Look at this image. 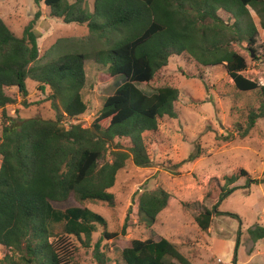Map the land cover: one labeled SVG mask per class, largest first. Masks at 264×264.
<instances>
[{
  "label": "trees",
  "instance_id": "trees-1",
  "mask_svg": "<svg viewBox=\"0 0 264 264\" xmlns=\"http://www.w3.org/2000/svg\"><path fill=\"white\" fill-rule=\"evenodd\" d=\"M35 2L49 8L52 18L86 25L89 34L80 40H60L50 51L64 52L44 61L35 32L42 13L39 11L28 23L22 37L0 17V246L5 248L0 264H73L79 249L73 239L83 241L86 237L83 244L88 248L98 226L107 227L101 214L84 205L101 202L114 207L115 195L110 190L127 162L132 160L140 168L153 167L143 135L157 132L160 119L178 117L175 103L179 89L163 86L147 95L138 87L150 85L172 57L188 56L205 68L223 66L238 92L258 93L260 106L249 109L248 125L239 129L241 138L264 119V85L243 75L247 60L236 50V45L246 44L251 53L255 52L259 33L250 8L257 11L264 30V0H93V10L87 0ZM220 11L231 18V23ZM88 60L108 68L111 76L126 79L106 99L89 127L82 124L88 112L82 95ZM29 80L47 95L55 119L7 115L6 108L16 104L19 97L23 99L21 106H31ZM197 158L192 153L183 163ZM241 179H247V184H264V178L252 180L247 170L240 169L224 177L219 202L237 190L229 186ZM71 196L80 206L54 208L53 203L66 202ZM169 200L170 194L163 189L145 192L139 197L138 208L155 223ZM219 204L204 209L196 218L201 230L207 231L215 216L239 218L220 212ZM51 222L62 224L60 233L50 229ZM121 234H126V226ZM249 234L253 241L264 239V227L257 225ZM119 235L105 231L103 239ZM238 248L239 239L233 264ZM95 256L98 264H193L166 238L133 240L119 258L98 250ZM166 258L171 261L166 262Z\"/></svg>",
  "mask_w": 264,
  "mask_h": 264
},
{
  "label": "rangeland",
  "instance_id": "rangeland-1",
  "mask_svg": "<svg viewBox=\"0 0 264 264\" xmlns=\"http://www.w3.org/2000/svg\"><path fill=\"white\" fill-rule=\"evenodd\" d=\"M87 5L93 10V0H87ZM39 11L42 17L36 23L35 32L39 36L38 45L44 61L64 52L50 51L60 40H80L89 34L86 25L66 24L62 19L52 18L50 9L42 3L36 4L35 0H0V17L18 37H22L25 27ZM219 13L231 23L227 14ZM250 13L259 33L255 52L251 53L246 44L236 45V50L247 60L248 68L243 75L264 85V30L257 11L250 8ZM85 71L82 95L88 104V112L82 124L89 127L99 116L106 99L126 79L123 75L111 76L108 68L92 60L86 62ZM163 86L179 89V99L175 103L178 117L160 119L157 132L143 135L153 167L140 168L129 160L110 190L115 195V206L101 202L84 205L101 214L107 227L98 226L88 248L83 244L86 237L83 241L73 239L79 248L73 264H98L96 250L110 258H119L120 252L130 247L133 240L160 238L177 244L193 264H233L239 239L236 264H264V239L253 241L249 234L257 225L264 227V184H255V181L247 184V179H241L229 186V189L237 190L219 202L225 176L245 169L252 180L259 182L264 178V119L257 121L246 138L239 135L240 127L248 125L249 109L260 106L258 93L238 92L223 66L205 68L188 56L172 57L169 65L155 75L150 85L138 84L147 95L156 93ZM27 87L31 106H21L23 99L19 97L16 104L6 108L7 115L22 119H55L56 112L46 101L47 95L30 80ZM2 118L0 111V135ZM228 136L233 139L227 140ZM192 153L198 155L197 160L183 163ZM180 163L183 164L179 168H174ZM157 189L168 192L170 200L157 221L151 223L139 211V197ZM217 203H220V212L235 214L239 218L215 216L210 228L201 230L196 218L204 209H213ZM53 206L66 210L80 204L71 196L66 202L53 203ZM125 226L126 234L123 235ZM49 227L55 234L62 230V224L54 222ZM105 231L120 235L112 240L103 239ZM97 244L100 245L98 249ZM4 257L5 248L0 246V261ZM107 264H115V261Z\"/></svg>",
  "mask_w": 264,
  "mask_h": 264
}]
</instances>
